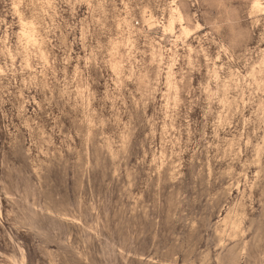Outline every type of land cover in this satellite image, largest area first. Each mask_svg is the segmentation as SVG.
Segmentation results:
<instances>
[{
  "label": "rangeland",
  "instance_id": "rangeland-1",
  "mask_svg": "<svg viewBox=\"0 0 264 264\" xmlns=\"http://www.w3.org/2000/svg\"><path fill=\"white\" fill-rule=\"evenodd\" d=\"M0 264H264V0H0Z\"/></svg>",
  "mask_w": 264,
  "mask_h": 264
},
{
  "label": "bare ground",
  "instance_id": "bare-ground-1",
  "mask_svg": "<svg viewBox=\"0 0 264 264\" xmlns=\"http://www.w3.org/2000/svg\"><path fill=\"white\" fill-rule=\"evenodd\" d=\"M255 6H256V7L260 6V2L257 1V2L255 3Z\"/></svg>",
  "mask_w": 264,
  "mask_h": 264
}]
</instances>
